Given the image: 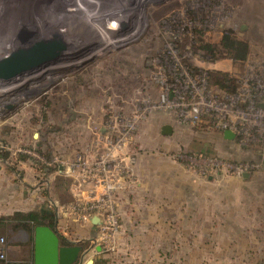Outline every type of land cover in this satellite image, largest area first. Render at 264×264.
<instances>
[{"label": "rangeland", "instance_id": "374dc122", "mask_svg": "<svg viewBox=\"0 0 264 264\" xmlns=\"http://www.w3.org/2000/svg\"><path fill=\"white\" fill-rule=\"evenodd\" d=\"M12 1L0 38L24 47L46 28L34 21L71 23L81 0ZM85 1L98 25L82 15L0 77V196L50 215L61 246L81 247L75 264H264V0ZM18 224L0 264L8 250L32 264Z\"/></svg>", "mask_w": 264, "mask_h": 264}, {"label": "water", "instance_id": "95a60500", "mask_svg": "<svg viewBox=\"0 0 264 264\" xmlns=\"http://www.w3.org/2000/svg\"><path fill=\"white\" fill-rule=\"evenodd\" d=\"M45 46L44 44H37L28 53H17L8 59L0 61V77L15 75L22 69L32 67L37 61L45 59L47 54L40 52L46 49ZM6 69L7 72H5ZM161 131L163 136L172 134L169 126L162 127ZM224 138L232 140L233 134L226 131L224 132ZM90 222L93 227H97L100 224V220L96 216L91 217ZM80 254L81 247L77 244L61 246L59 237L50 227L37 226L34 228L33 264H75ZM85 264H93V261L89 260Z\"/></svg>", "mask_w": 264, "mask_h": 264}, {"label": "bare ground", "instance_id": "6f19581e", "mask_svg": "<svg viewBox=\"0 0 264 264\" xmlns=\"http://www.w3.org/2000/svg\"><path fill=\"white\" fill-rule=\"evenodd\" d=\"M41 2H42V0H40ZM63 1V0H62ZM62 1H61V3H62ZM75 1V0H74ZM97 1V0H96ZM105 1V0H104ZM126 1V0H125ZM134 1V0H133ZM39 2V1H38ZM44 2V1H43ZM46 2H48V1H46ZM50 2V1H49ZM58 2V1H57ZM60 2V1H59ZM58 2V3H59ZM66 2V1H65ZM65 2H63L62 3V6L63 7H65L66 8V6H65V4H67V3H65ZM15 3H17V1H10V0H2V2L0 1V12L5 8V7H7L6 5L8 4H10L11 5V8H13L15 11L19 8V7H17L16 5H15ZM80 5H77V2H75V4L76 5H74V7L76 6V9H74V12H75V14H73L74 16H73V24H72V22L71 23H67V21H65L64 20V18H63V26L62 27H55L54 25L55 24H53L54 22H53V20H54V18H55V15H53L54 16V18H52L51 17V15H52V13H53V11H51V10H49L48 12H47V14L43 17V18H40V19H38V20H36V21H34L35 22V24L34 25H36V26H38V28L39 27H42V26H45L46 28H44V29H41V30H39V32H40V36H41V40H39L40 42H33V44H27L28 46H21L20 47V45L17 43V38H16V34H18V33H16V34H14L13 36H11V37H9L7 40H4V41H2L3 39H1L0 38V61H2V60H5V59H8L10 56H13L14 54H17V53H19V52H22L23 50H25V52L24 53H28V52H30V50L33 48V46H35V45H37V44H44V45H48V47L50 48L51 47V44H53V43H56V42H58V41H60V40H62L63 38H72V37H74L73 35H71V33H70V28L71 29H73V28H78L77 27V24H78V26H80V25H83V23H84V18H82L83 16H85L86 17V19L85 20H88L87 22H89L90 24H92V23H95V21H96V23L95 24H99V20H100V18H99V15H96V13H94L92 10L90 11L89 9L88 10H86L85 8H84V6L85 5H88L89 6V4H86V1L85 0H81L80 2ZM87 3H88V1H87ZM94 3V2H93ZM96 3V2H95ZM108 4H106V6H104V8H107V7H111L112 8V10H113V4H111L112 3V1H110L109 0V2H107ZM135 3H136V0H135ZM134 3V4H135ZM13 4V5H12ZM41 4V3H40ZM57 4V3H56ZM72 4V3H71ZM111 4V5H110ZM14 5H15V7H14ZM37 5V4H36ZM42 5V4H41ZM44 5V4H43ZM58 5V4H57ZM105 5V4H104ZM13 6V7H12ZM95 6V5H94ZM99 6V5H98ZM36 7V6H35ZM40 7H42V6H40ZM57 7V6H56ZM59 7H60V5H59ZM70 7V6H69ZM72 7V6H71ZM8 8V7H7ZM10 8V7H9ZM33 8V7H32ZM97 8H99V7H97ZM31 9V8H30ZM35 9V8H34ZM96 9V8H95ZM122 9V8H121ZM13 10V11H14ZM57 10H60V8L59 9H57ZM66 10H67V8H66ZM12 11V10H11ZM19 11V10H18ZM5 12V11H4ZM7 12V11H6ZM6 12H5V15L4 16H6ZM33 12V11H32ZM52 12V13H51ZM56 12H58V11H56ZM69 12V11H68ZM81 12V13H80ZM58 13H60V12H58ZM70 13H72V12H70ZM8 14H9V11H8ZM29 14H31V13H29ZM61 14V13H60ZM77 14H79V16H80V18H78L77 16ZM117 15H118V13H116ZM15 15V14H14ZM17 15H18V12H17ZM72 15V14H71ZM83 15V16H82ZM101 15V14H100ZM12 16H13V14H12ZM17 17H19V16H17ZM102 17V16H101ZM2 18V17H1ZM9 18V17H8ZM10 18H13V17H10ZM23 18V17H22ZM28 18L29 17H27V21H28ZM62 18V17H61ZM68 18V17H67ZM5 19V18H4ZM57 19H58V17H57ZM66 19V18H65ZM109 19V18H108ZM3 20V19H2ZM16 19H14V21H15ZM62 20V19H61ZM103 20H104V18H103ZM8 21H9V19H8ZM11 21V20H10ZM59 21H60V19H59ZM24 22H26V21H24ZM29 22V21H28ZM53 22V23H52ZM56 22H58V21H56ZM61 22V21H60ZM69 22V21H68ZM98 22V23H97ZM108 22V21H107ZM0 23H1V19H0ZM4 23V22H3ZM2 23V24H3ZM6 23V22H5ZM13 23V22H12ZM27 23V22H26ZM8 24H11L10 22L8 23ZM7 24V25H8ZM12 25H15V26H17L18 27V31H19V29H21L20 30V32H19V34H26V32H25V30L24 29H26L23 25H22V23L21 22H18V20L16 21V22H14V24H11L9 27H12ZM56 25H58L57 23H56ZM74 25H76L75 27H74ZM90 26V25H89ZM93 26H95L94 24H92V27ZM21 27V28H20ZM100 27V26H99ZM80 28V27H79ZM3 29V28H2ZM8 29V28H7ZM83 30V29H82ZM81 30V32H83ZM2 31V30H1ZM17 31V32H18ZM1 33V32H0ZM75 34V33H74ZM3 35V34H2ZM79 35V34H78ZM90 35V34H89ZM0 36H1V34H0ZM2 37V36H1ZM4 38V37H3ZM77 39V38H76ZM104 40V39H103ZM105 41V40H104ZM110 42V41H109ZM108 42V43H109ZM66 44V46L68 47V45H72L71 43H65ZM50 45V46H49ZM55 45H57V44H55ZM58 47H59V44H58ZM75 48V47H74ZM70 49V48H69ZM169 51H171L172 50V48L170 47V48H167ZM68 51V50H67ZM49 56H52V52L50 51L49 52V54H48ZM50 58V57H49ZM52 79V78H51ZM3 81V80H2ZM17 81V80H16ZM14 84V83H13ZM13 84H12V86H13ZM8 89V88H7ZM33 89V88H32Z\"/></svg>", "mask_w": 264, "mask_h": 264}, {"label": "crops", "instance_id": "0c3cea01", "mask_svg": "<svg viewBox=\"0 0 264 264\" xmlns=\"http://www.w3.org/2000/svg\"><path fill=\"white\" fill-rule=\"evenodd\" d=\"M12 187V186H11ZM5 192L7 190L3 189ZM13 190L15 191L14 193L16 194V197L13 196L10 200L4 199V197L0 196V237L6 236L10 233H12V230H9L8 232L6 231V221L11 220L15 214L19 213L18 210V193L17 189L10 188V192L13 193ZM34 231V230H33ZM7 233V234H6ZM6 248H26L24 244H15L11 241L7 242ZM33 248V244H32ZM8 258L10 259L9 264H22V258H24V253L22 251H13V250H8L7 252ZM32 264H33V253H32Z\"/></svg>", "mask_w": 264, "mask_h": 264}, {"label": "trees", "instance_id": "16d2710c", "mask_svg": "<svg viewBox=\"0 0 264 264\" xmlns=\"http://www.w3.org/2000/svg\"><path fill=\"white\" fill-rule=\"evenodd\" d=\"M11 220H16L19 223L18 226H20L22 228H24V225H26V226L31 225V226L27 227V229H26L27 231H30V229H32V228L34 230V228L37 226H48L52 230H54L51 223L45 222V221L51 220L50 215H48V214L39 215L37 213L30 212V213L23 215V214L18 213V214H15Z\"/></svg>", "mask_w": 264, "mask_h": 264}, {"label": "flooded vegetation", "instance_id": "af4514ba", "mask_svg": "<svg viewBox=\"0 0 264 264\" xmlns=\"http://www.w3.org/2000/svg\"><path fill=\"white\" fill-rule=\"evenodd\" d=\"M60 240V239H59ZM60 245H61V243H60Z\"/></svg>", "mask_w": 264, "mask_h": 264}, {"label": "built area", "instance_id": "2783aa9c", "mask_svg": "<svg viewBox=\"0 0 264 264\" xmlns=\"http://www.w3.org/2000/svg\"><path fill=\"white\" fill-rule=\"evenodd\" d=\"M2 258V257H1Z\"/></svg>", "mask_w": 264, "mask_h": 264}]
</instances>
